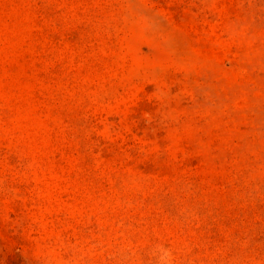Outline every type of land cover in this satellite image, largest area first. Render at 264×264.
I'll list each match as a JSON object with an SVG mask.
<instances>
[{"label": "rangeland", "instance_id": "374dc122", "mask_svg": "<svg viewBox=\"0 0 264 264\" xmlns=\"http://www.w3.org/2000/svg\"><path fill=\"white\" fill-rule=\"evenodd\" d=\"M0 264H264V0H0Z\"/></svg>", "mask_w": 264, "mask_h": 264}]
</instances>
